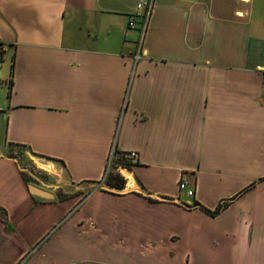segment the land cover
I'll return each instance as SVG.
<instances>
[{
	"label": "crops",
	"instance_id": "obj_1",
	"mask_svg": "<svg viewBox=\"0 0 264 264\" xmlns=\"http://www.w3.org/2000/svg\"><path fill=\"white\" fill-rule=\"evenodd\" d=\"M137 1L0 0V264H264V0Z\"/></svg>",
	"mask_w": 264,
	"mask_h": 264
},
{
	"label": "built area",
	"instance_id": "obj_2",
	"mask_svg": "<svg viewBox=\"0 0 264 264\" xmlns=\"http://www.w3.org/2000/svg\"><path fill=\"white\" fill-rule=\"evenodd\" d=\"M155 5V0H138L135 10L128 17V28L131 30L138 29L139 37L137 41V49L135 52L136 61L145 56L144 40L147 32L148 22L152 15ZM1 46H0V61H1ZM9 84H11L9 79ZM139 159V153L136 150L117 151L115 146L112 148L109 160L106 165L103 181L107 179L110 174V167L113 162L116 168L122 173L123 170H128L130 167L127 163H133ZM179 190L186 192L189 197H195L196 192L193 187H190L186 178H182L179 182Z\"/></svg>",
	"mask_w": 264,
	"mask_h": 264
},
{
	"label": "rangeland",
	"instance_id": "obj_3",
	"mask_svg": "<svg viewBox=\"0 0 264 264\" xmlns=\"http://www.w3.org/2000/svg\"><path fill=\"white\" fill-rule=\"evenodd\" d=\"M7 65L8 63H6L5 65V69H7ZM2 67H0L1 69ZM4 70V69H3ZM115 150H117L115 148ZM27 150L26 148L22 150V148H15L13 150V153L19 157V159H21L22 161H25L27 162L26 164V168H28L31 173L35 174L37 177H39L40 180L46 182V183H56V179L58 180L60 177H58V174H59V171H57L55 168L54 165H52V167H47V166H44L42 163H48L50 161V159L48 158H45V159H40L39 161L36 162V158L38 155L34 154V153H31L32 157L31 160L28 159V155H27ZM118 151V150H117ZM27 158V160H26ZM39 158V157H38ZM125 173V171H123ZM111 173H118L120 175H122L124 178H125V175L123 173H121L117 168H116V164L113 162L112 166L110 167V174ZM110 174L109 176L107 177V179L105 180V182L107 183V180L109 179L110 177ZM126 179V178H125ZM68 186L65 188L66 190L65 191H69V190H73L74 189V186L72 185H69L67 184ZM58 193L59 194H63V195H69V198L72 197L74 194L73 193H69V192H64V190L62 189H58ZM82 190H79V191H76L77 193H81ZM76 194V193H75ZM186 264H189V259H186L184 261Z\"/></svg>",
	"mask_w": 264,
	"mask_h": 264
},
{
	"label": "trees",
	"instance_id": "obj_4",
	"mask_svg": "<svg viewBox=\"0 0 264 264\" xmlns=\"http://www.w3.org/2000/svg\"><path fill=\"white\" fill-rule=\"evenodd\" d=\"M0 46H1V55H2L1 60H2L4 52H5V47H4L5 44L0 41ZM10 91L11 90H9V94H10ZM15 147L16 148L17 147L22 148V150L26 148V147L19 145V144H16ZM34 154H36V153H34ZM127 164L129 165V167H131L133 165V163H127ZM25 178L28 182L38 183L35 179L29 178L28 176H26ZM125 183H126V179L118 173H111L109 179L107 180V184H109L110 186L115 187V188H123L125 186ZM67 198H69V195L67 196V195H63V194H59V193L57 195V199H59V200H65ZM223 206H224V203L220 204L219 207L213 213H216L219 210H221L223 208Z\"/></svg>",
	"mask_w": 264,
	"mask_h": 264
},
{
	"label": "water",
	"instance_id": "obj_5",
	"mask_svg": "<svg viewBox=\"0 0 264 264\" xmlns=\"http://www.w3.org/2000/svg\"><path fill=\"white\" fill-rule=\"evenodd\" d=\"M30 189H31L33 194L39 195V196L44 197V198H53L55 196L54 193H52L51 191H49L47 189L40 188L34 184L30 185Z\"/></svg>",
	"mask_w": 264,
	"mask_h": 264
},
{
	"label": "bare ground",
	"instance_id": "obj_6",
	"mask_svg": "<svg viewBox=\"0 0 264 264\" xmlns=\"http://www.w3.org/2000/svg\"><path fill=\"white\" fill-rule=\"evenodd\" d=\"M44 166H47V167H51V163H42ZM125 175H127V177H129L131 179V182L130 184L133 185L135 182L133 181V176H132V173L129 172V171H125Z\"/></svg>",
	"mask_w": 264,
	"mask_h": 264
}]
</instances>
